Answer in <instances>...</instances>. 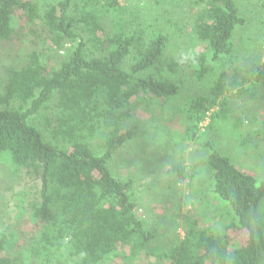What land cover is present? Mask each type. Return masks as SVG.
<instances>
[{"label":"trees","instance_id":"16d2710c","mask_svg":"<svg viewBox=\"0 0 264 264\" xmlns=\"http://www.w3.org/2000/svg\"><path fill=\"white\" fill-rule=\"evenodd\" d=\"M150 1L0 0V42L26 47L0 73V157L40 180L31 201L15 208L27 230L4 223L10 215L0 207V264H140L154 256L162 262L150 264H264V178L211 152V190L229 207L212 227L198 222L203 212L185 215L184 236L161 250V233L138 214L126 160L124 170L113 165L136 138L137 114L154 102L191 91L182 129L195 141L206 121L233 115L243 124L229 106L232 92L257 102L247 87L264 92V53L245 62L232 55L246 23L236 0H193V40L172 22L174 7L163 8L170 0ZM144 12L151 17L136 25ZM258 12L264 16V0ZM227 56L226 70L210 64ZM230 229L245 239L233 242Z\"/></svg>","mask_w":264,"mask_h":264},{"label":"rangeland","instance_id":"374dc122","mask_svg":"<svg viewBox=\"0 0 264 264\" xmlns=\"http://www.w3.org/2000/svg\"><path fill=\"white\" fill-rule=\"evenodd\" d=\"M131 1L135 4H145L147 0ZM177 1L170 0L169 4H163V8L174 7L172 22H181L184 38H192L191 18L195 12L193 0ZM180 2H183V5H180ZM236 2L246 23L239 25L235 32L239 54L235 51L232 55L239 57L243 55L242 60L245 62L247 56L259 57L264 53V27L262 28L261 23L264 16L261 12L253 13L261 0ZM150 3L154 4L155 0H151ZM144 16L148 20L151 17L149 12H144L135 22L136 25L145 21ZM196 43L199 48L205 47L206 53L212 52L206 43L201 41ZM20 45L0 42V73H5L8 63L16 58L17 53L21 56L22 50L26 49L24 45ZM230 60L231 58L227 56L211 61L210 64L214 67L224 65V68L218 69L222 71L226 70V63ZM228 64L230 67V63ZM230 71L232 72V69ZM247 88L248 95H251V92L257 93L258 102L249 100L250 96H246L248 97L246 99L234 92L227 96L229 106L238 115L236 117L243 120V124L242 122L239 126L235 124L234 120L238 119L233 115L226 117L232 121L220 118L212 124L206 121L201 125L199 139L195 141L185 140L182 129L192 100L189 98L192 92L188 89L186 92L183 91L184 93L180 91L168 102H154L148 113L142 109L137 114L139 126L136 138L117 153L113 165L124 170L122 164L126 160L128 164L126 172L136 180L138 214L156 233H161L162 236L158 240L163 246L161 250L173 243L174 239L178 241L184 236L185 215L197 217L198 212H203V215L197 217L198 222L203 227H212L218 225L216 214L229 207L226 201L221 202L217 199L211 190V172L205 163L211 152L216 151L229 156L237 166L251 171L258 182L264 178V129L261 125L264 120V108L261 106L259 108L260 122L250 119L251 109L255 105L261 102L264 106V92L259 86ZM150 116L153 118L148 121ZM243 131L245 135L242 139L238 133L244 134ZM258 131H260L258 135H255L254 132ZM6 161L5 157H0V207L4 209L5 216L10 215L5 218L4 223L11 224L18 219L15 211L18 201L25 198L28 200L25 203L27 205L40 187V180L25 169H19L17 172L12 170L13 168L4 165ZM27 222L25 216L16 222L15 227L18 230H27ZM4 223L0 224V229ZM229 231L233 242L245 239L244 231L235 229ZM154 257H144L140 264H150L151 259L153 262H162L161 258Z\"/></svg>","mask_w":264,"mask_h":264}]
</instances>
